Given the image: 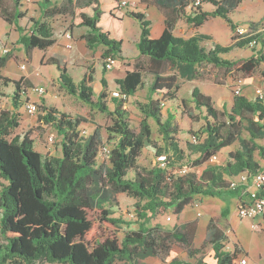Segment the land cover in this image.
I'll return each instance as SVG.
<instances>
[{
    "label": "trees",
    "instance_id": "16d2710c",
    "mask_svg": "<svg viewBox=\"0 0 264 264\" xmlns=\"http://www.w3.org/2000/svg\"><path fill=\"white\" fill-rule=\"evenodd\" d=\"M39 1L44 21L31 19L30 27L25 30L18 23L24 17L17 10L21 0H13V13L0 0V17L8 24L15 23L19 30L18 43L24 47L26 56L31 57L35 49L45 51L55 44L45 18L66 12L72 31L84 29L80 38L86 48L91 51L103 48V61L122 58L124 17L136 20L140 28L136 49L144 61L134 64L122 79L116 80L117 95L111 97L113 109L110 110L106 104L107 83L104 78L100 80L102 90L94 102L90 74L75 84L67 75V68L55 58L50 59L49 64L55 65L59 71L60 86L69 95L110 116L112 123L107 132L116 142L106 151L108 166L97 170L96 143L93 138L84 139L80 135L79 126L85 122L83 117L72 118L54 108L43 107L42 122L53 127L62 137L59 157L36 151L28 132L12 137L20 126L18 109L29 102L25 97L32 87H28L25 81L3 77L1 70L9 55L0 57V82L5 86L11 83L14 87L12 111L0 107V177L6 181L0 190V264H115L116 261L141 264V260L147 257L165 259L171 242L182 245L188 257L196 258L199 250L192 247L194 225L188 224L183 230H168L159 224L149 226V223L169 210L177 219L186 207L194 205L199 196L220 197L235 192L230 188L229 180L244 171L253 175L260 170L253 156L255 153L264 155V146L259 144L264 141V103L258 95L254 100L239 95L233 97L229 109L218 111L210 96L194 88L190 103L204 116L205 136L199 139L194 135L192 139L196 143L192 140L186 143L188 153L179 146L173 115L167 113L162 120L163 108H166V101L180 100L176 94L184 67L207 64L250 76L264 63V32L229 46L214 43L207 49L202 45L211 39L207 35L196 34L190 38L173 35L178 17L172 21L166 19L161 35L150 38V21L146 20L144 13L129 10L128 1L125 7L121 6L122 0ZM172 1L164 0L162 6L170 5ZM175 1L177 16H183L184 9L190 6L191 13L185 16V20L195 29L209 17L223 19L232 34L239 26L233 23L229 14L241 0ZM59 2H63L59 8L61 11L56 6ZM155 4L161 6L159 1ZM200 4H210L213 10L203 11ZM248 24L257 26L258 22ZM234 39L232 35L231 40ZM252 40H256L260 48L249 58L229 60L222 57L234 48L248 46ZM144 74L150 75L152 81L147 102L135 103L143 115L139 130L135 132L124 104L143 86ZM197 75L198 72L193 70L187 78L191 80ZM261 76L264 78V69ZM147 119L156 124L163 142V148L156 149L158 163L150 169L141 168L137 163L145 143L151 142ZM236 142L237 149L228 153L224 165H209L221 150ZM183 169L186 171L182 172ZM128 172L133 176L128 177ZM97 174L103 175L104 186L135 200L134 212L139 221L137 230L128 231L120 238L122 219L114 216L108 208L93 203L95 199L88 195V186ZM229 214L226 208L220 212L218 221L210 220L213 232L207 244L214 252L215 264H234L237 258L238 250L231 253L223 250V233L230 229ZM163 264L191 263L175 258Z\"/></svg>",
    "mask_w": 264,
    "mask_h": 264
},
{
    "label": "rangeland",
    "instance_id": "374dc122",
    "mask_svg": "<svg viewBox=\"0 0 264 264\" xmlns=\"http://www.w3.org/2000/svg\"><path fill=\"white\" fill-rule=\"evenodd\" d=\"M148 1V0H146ZM248 3L250 2L247 0ZM257 1V0H254ZM7 10L13 13L14 5L11 0H6ZM134 2L131 6H134ZM137 4V3H136ZM252 5V3L250 2ZM20 5L17 10L24 14L18 23L25 30H28L31 24V19L37 20L41 17L42 9L39 5V0L26 1L21 0ZM63 2H59L56 6L57 9L62 7ZM60 11L62 9H59ZM257 10V9H256ZM253 9V6H248L245 10V14H252L254 17H258L264 12V0L261 1L258 10ZM126 8L123 9V12ZM255 12V13H254ZM244 15V14H243ZM146 20L152 22L151 34L156 31V23L150 12L145 14ZM46 23L49 25L53 38L55 39V44L45 51H39L35 49L31 57L26 56L24 47L22 44L18 43L19 30L14 24H8L0 17V57L9 55V60L5 67L1 70L3 77H6L13 81H25L28 87L43 86L46 90V94L37 95L28 90L26 93V99L36 105L37 109L34 115H28L25 113L23 105L18 109V119L20 121V126L16 129L13 136H22L24 133H30L31 139L34 141V148L36 151L46 154L48 156L59 157L61 156L60 141L62 137L59 136L56 130L50 125L42 122L41 117L44 115L43 107H51L57 110L59 113H65L72 118L83 117L85 120L79 126L80 135L84 139L93 138L96 143V164L95 168L99 170L108 166L107 152L109 151L116 142L113 136H110L107 132V128L111 126L110 116L101 113L95 106L87 105L79 100L77 97L69 95L61 86L59 82V71L55 65H50V59L55 58L58 63L67 68V75L72 79L75 84L83 78L84 75L90 74L93 77V82L90 84L93 89L92 100L97 101V96L102 90L100 80L104 78L106 81V104L109 109H113V104L111 103V97L117 95V85L116 80L122 79L125 72L133 69L134 64L143 62L144 59L137 56V49L135 48V39H138L140 34L139 24L136 20L132 18L125 17L123 21V45L122 52L124 58H116L115 65L111 70H106L104 68V61L101 59L102 47L95 49L94 51L86 48L84 42L80 38L81 31L84 29L75 30V35L71 30V23L69 15L65 12L56 13L52 16L45 18ZM242 26L248 25V23L239 24ZM258 26L264 29V22L260 20ZM201 32L205 31L206 27L212 28V32L218 40L219 45L226 46L229 42V34L221 26L215 25V23L210 22L203 26ZM199 29V28H198ZM198 29L192 27L194 35L198 32ZM69 34L71 39H68L66 35ZM211 39L205 40L203 46L207 49L212 48L214 45V39L212 36L207 34ZM152 37V36H151ZM192 37V36H191ZM235 37V36H234ZM181 38V37H179ZM190 38V37H189ZM238 42L237 40H232L230 45ZM229 44V43H228ZM229 46V45H227ZM260 48V45L246 46L242 49L234 48L230 53L222 55V57L229 60H239L247 59L256 50ZM4 51H7L6 53ZM125 59V60H124ZM124 60V61H123ZM24 65L25 70L20 67ZM264 67V63H261L257 70H255L250 76H245L240 72L232 71L230 74L232 79L230 81L229 87H219L220 90L224 91L225 94L230 93L233 90L234 82L237 80H244L246 83L249 81H262L261 70ZM198 78L197 81H192L190 79L179 80V91L176 96L180 100H175L172 102L166 101V108H163L162 120L166 118L167 113L173 115V124L176 125L178 135V143L181 148H183L186 153V143L192 140L195 135L199 139H202L205 135L203 132L204 128V116L199 111L195 110L193 105L190 103L191 93L194 88L198 86H210L212 83L217 85H222L224 83V77L231 70H225L223 68H215L207 64H202L198 67ZM251 77L252 79H247ZM152 81V77L148 74H144L142 77L143 86L135 93L133 98H128L124 104V108L129 112V118L131 120L130 124L135 132L139 130V124L143 119V115L138 111L135 103H146L148 100V87ZM263 82V81H262ZM198 83V84H197ZM197 84V85H196ZM248 85L243 89L246 90ZM230 90V91H229ZM14 91L13 84L9 83L7 86L2 85L0 82V107L1 109L12 111L11 98ZM210 94H214L211 90ZM242 94V92H241ZM231 95L233 93L231 92ZM234 97V95H233ZM168 102V103H167ZM182 102V103H181ZM148 124L151 129L150 143H145L142 150V154L138 159V166L145 169H150L157 165L158 158L156 157V149L163 148V142L159 134L158 128L152 119H147ZM95 133V134H94ZM246 132L243 131L242 136L245 137ZM111 137V138H110ZM113 137V138H112ZM49 138H52L50 140ZM238 147L236 142L230 147L226 148V151H234ZM194 156H192V159ZM219 162L218 159L213 160ZM212 162V161H211ZM224 162V161H223ZM128 177H132L133 173L128 172ZM6 185V181L0 177V190ZM88 195L95 200L94 204H99L105 208H108L114 216L120 217L123 224L120 225L119 237L122 238L123 235L131 231V228H136L139 221L137 220L136 214L134 212L135 200L128 198L125 194L117 193L112 189L103 185V175H95L88 186ZM207 200H214L218 203H224L225 200L221 198H206ZM201 196L197 197L195 204L199 205V212L203 214V209L200 205ZM228 205V204H227ZM223 208V205H221ZM233 213L235 208L232 207ZM219 208H215L210 219L219 220ZM233 214L228 216V220L232 219ZM215 218V219H214ZM199 217L193 214L190 219L195 223ZM189 220V221H190ZM234 220V219H233ZM157 221V222H156ZM177 219L171 214L169 210L165 215L158 216L156 219L152 220L149 226H154L159 224L168 230H173L175 228ZM179 228L184 227L183 223L179 220ZM213 232L210 223L206 225L204 229V235L202 234V240L199 244V254L196 256L202 264H209L212 261L210 255V246L207 241L210 239V235ZM0 241L2 239L0 238ZM222 244L224 247L227 246L231 252L235 249L239 250L236 241L234 240L231 229H226L223 233ZM262 249L261 244L257 246L255 252L258 249ZM173 251H176L174 257L182 259L191 264L196 263L195 258L188 257L185 253V248L177 244L176 242H171L169 256ZM246 255L245 253H243ZM241 256H237L239 258ZM161 260H164L160 257ZM170 259V258H169ZM116 264H127L121 261H116Z\"/></svg>",
    "mask_w": 264,
    "mask_h": 264
},
{
    "label": "crops",
    "instance_id": "0c3cea01",
    "mask_svg": "<svg viewBox=\"0 0 264 264\" xmlns=\"http://www.w3.org/2000/svg\"><path fill=\"white\" fill-rule=\"evenodd\" d=\"M2 1L5 4H7L6 0H2ZM11 1L14 5L13 0H11ZM127 1L130 4L129 10H132L134 12H141V13H144V15L147 14V12L151 13V15L153 17L152 20H154V22L156 23V31L152 35L151 29H150V38H152V39L158 38L165 28L166 19L169 21H172L174 17L175 18L178 17L175 20L174 27L172 30V33L174 36L181 37V38H189L191 36H194V32L192 31V26L190 24H188L185 20V16L189 15L191 13L190 6H188L184 9L185 14L183 16H177L178 15V12H177L178 5H176L175 0H173L171 2V4L168 6H162V4H164V0H148V1H146V0H127ZM156 1L157 2L159 1L161 6H159L158 4H155ZM249 1L252 3V5L250 4V2L248 3L247 0H241V2L236 6V8L232 12H230L229 18L233 21L234 24L239 25L242 23L259 22L260 20H263V22H264V12L262 14H260L258 17H254L252 14H245V10L248 6H253L254 10H256V9L258 10L262 0H257V1L249 0ZM133 2L135 4H134V6H131ZM39 5L42 6L40 1H39ZM200 5H201V8L203 9V11L211 12L213 10V7L210 4H200ZM226 6H228V4H226ZM125 17H128V16H125ZM125 17H124V19H125ZM128 18H131V17H128ZM42 21H44V20L42 19ZM152 22L150 24V27L152 26ZM210 22H213V23H215V25L221 26L225 29V31L229 34V38H230V40L228 42L229 44L227 43L226 46L230 45V42L232 41L231 37L233 35L232 31L230 30V27L228 26V24L223 19H221L219 17H215V18L209 17L207 19V21H205V23L199 27V29H198L199 33H196V34H204V35L209 34L215 40L214 43H218V40H216V38H215V36L211 30L212 28L206 27L205 31L201 32L202 28H204L203 26H205L207 23H210ZM75 30L76 29H74L72 31V33L74 35L76 34ZM122 30H123V25H122ZM81 32L82 33L80 34V36L84 33V31H81ZM122 39H123V31H122ZM138 39H139V37H138ZM138 39L134 40L135 41V48H136V43L138 42ZM123 42H124V40H123ZM84 44H85V42H84ZM122 45H123V43H122ZM99 48H101V47H98L97 49H99ZM102 51H103V49H102ZM263 52H264V47H263ZM137 56H139L138 51H137ZM121 57L124 58L122 48H121ZM209 66H211V65H209ZM263 69H264V67H263ZM193 70L197 71L199 69L197 66L194 68L184 67L183 76L179 77V80L188 79L187 75H189V73H191V71H193ZM175 73L178 75L177 71H175ZM231 73H232V71H230L228 74L225 75L224 83L222 85H217V84L212 83L210 86H207V85L198 86L199 84L198 83H197L198 85L196 84L197 88L203 94L210 96V98L213 102L214 108L218 111H223L224 109H229L231 107V105L233 104V95H231V91L229 90L230 93L228 95V94H225L224 91L220 90V88H219L222 86L229 87L230 81L232 79V77L230 75ZM247 79L251 80L252 78L248 77ZM179 80H178V82H179ZM191 80L197 81L198 78H193ZM261 80L263 82L257 80V81H249L248 83H246L243 80L244 82H243V86H242V90H241L242 94H240V95L246 97L248 100H254L257 97V95L260 94L262 97L263 103H264V78H262ZM247 85H248V88H246V90H243ZM211 90L214 91V94H210ZM259 144L264 146V141L263 140L259 141ZM228 153H229V151H226V148H224L215 157V159L216 158L218 159V157H219V162L218 161L214 162L213 160H211L212 162L210 161L209 165H224L226 163ZM253 159L257 163V165L259 166V169H260L259 171L264 172V157L255 153L253 156ZM227 180H229V178H227ZM232 191H235V192L224 193L220 197H208V196L203 197V196H201L202 200H201L200 205L203 209V214L201 215V213L198 210L199 205L194 203L193 206L186 207L184 209V211L180 214V216L177 218L175 228H179L178 227L179 226V220H180V222L183 223V226L185 227L188 224L192 225V222L190 219L192 218L193 214L195 216L199 217V219H197V221L195 223H193L195 226V233H194L193 241H192V247L194 249H198L199 244H200L202 237H203L202 234L204 235V229L206 228V225H208V223H210V220H211L210 216L212 215L215 208H219V212H221L222 210L227 208L230 211L229 215L233 214V217L229 222V226L231 229L232 236H233L234 240L236 241L238 248H239V250L237 249L238 250L237 256L238 255L241 256L239 258H236V260L234 261V264H237L238 261L241 259H246V264H264V213L255 217L252 220L240 219L237 216V212H236L237 207L240 204V201L246 202L248 200V198L246 195L242 196L238 190H232ZM206 198H221V199H224L225 202L224 203H218L217 201L207 200ZM221 205H223V208H221L222 207ZM232 207L235 208L234 213H233ZM253 226H254V228H253ZM184 227H181L180 229L183 230ZM137 229H138V225L136 228H131L130 230L135 231ZM259 244H261L262 249L260 248V249H258L259 250L258 252H255L257 249V246ZM223 250L231 253V251L229 249H227V246L224 247ZM175 253H176V251H173L171 253V255L170 256L168 255L164 260H161L160 257H147V258L141 260V264L168 263L171 260L176 258V257H174ZM185 253L188 256V253L186 251H185ZM243 253H245L246 255H244ZM210 255H211L212 261L209 264H215L214 252H213L212 248H210ZM198 258L197 257L195 258L196 262L198 261L201 263V261H199L200 259H198ZM121 262L125 263V261H121ZM115 264H116V262H115ZM127 264H129V263H127Z\"/></svg>",
    "mask_w": 264,
    "mask_h": 264
},
{
    "label": "built area",
    "instance_id": "2783aa9c",
    "mask_svg": "<svg viewBox=\"0 0 264 264\" xmlns=\"http://www.w3.org/2000/svg\"><path fill=\"white\" fill-rule=\"evenodd\" d=\"M26 1L30 0H25V2ZM127 5V0L121 1L122 7ZM261 32H264V29H262L260 26H251L248 24L246 26L239 25L236 27L233 35L235 36L234 40L239 41L247 38H254ZM66 37L71 39L69 34H67ZM249 45L255 47L257 45L256 40H252ZM4 52L6 53L7 51ZM114 65L115 59L113 58H108L104 61V68L108 71L111 70ZM20 68L25 70L24 65H22ZM243 82V80H237L234 82L232 90L234 96H239L241 94ZM30 91L36 93L37 95L46 94V90L43 86H36L30 89ZM258 96L261 97L260 94H258ZM36 109V105L32 102H28L24 105V111L28 115H34ZM49 139L52 140V138ZM192 142L196 143V140L193 138ZM161 166H163V163H161ZM185 171L186 169L182 170V172ZM229 185L231 189L238 190L242 196L246 195L248 198L246 202L240 201V204L237 207L236 212L240 219L252 220L264 213V172L258 171L255 174L250 175L247 171H244L233 179L229 180ZM237 264H246V259L239 260Z\"/></svg>",
    "mask_w": 264,
    "mask_h": 264
}]
</instances>
